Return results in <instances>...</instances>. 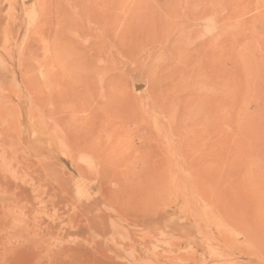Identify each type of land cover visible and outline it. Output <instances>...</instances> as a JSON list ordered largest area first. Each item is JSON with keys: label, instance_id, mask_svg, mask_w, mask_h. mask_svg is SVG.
Instances as JSON below:
<instances>
[{"label": "rangeland", "instance_id": "1", "mask_svg": "<svg viewBox=\"0 0 264 264\" xmlns=\"http://www.w3.org/2000/svg\"><path fill=\"white\" fill-rule=\"evenodd\" d=\"M0 264H264V0H0Z\"/></svg>", "mask_w": 264, "mask_h": 264}, {"label": "bare ground", "instance_id": "2", "mask_svg": "<svg viewBox=\"0 0 264 264\" xmlns=\"http://www.w3.org/2000/svg\"><path fill=\"white\" fill-rule=\"evenodd\" d=\"M215 15L216 14L213 13V19H214V21L216 20V16ZM62 37H63V35H62ZM216 43H217V38H214V39H212L210 41H207V42H200L196 47H197V49L199 48V51L200 50L205 51L206 49H211L212 55H215V49L216 48H214V47L216 46ZM61 51L63 53H65V57L62 58L64 61H70V60H72L74 54L77 53V52H75V44L72 41H70L69 39H64V45H63ZM68 75L71 76V74H68ZM33 86L34 85L32 84L30 88H34ZM44 86H45V88H46L47 91L46 92L44 91L45 92L44 94L42 93V96L45 98V101H43V102H45V103L47 102L49 104V102L51 101V103H52V105L54 107H57V106L59 107V101H60L59 97H61V95H62L61 94V91L58 89V87L56 86L55 83L53 84L52 80L49 81L48 83H45ZM195 87H199V86H195ZM38 89H40V87ZM33 90L35 91L36 89H33ZM40 100H39V102H40ZM53 114H54V111L52 109L51 110L50 109H47V112L45 113V116H47L48 118L52 119ZM53 123L55 125L56 124L57 125H63L64 122L62 121V119L61 120H57V121L54 119L53 120Z\"/></svg>", "mask_w": 264, "mask_h": 264}]
</instances>
